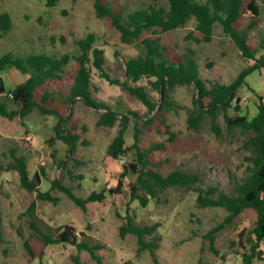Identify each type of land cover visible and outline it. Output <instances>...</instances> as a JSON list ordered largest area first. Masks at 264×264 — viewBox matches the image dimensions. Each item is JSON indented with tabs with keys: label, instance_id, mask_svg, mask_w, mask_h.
<instances>
[{
	"label": "rangeland",
	"instance_id": "obj_1",
	"mask_svg": "<svg viewBox=\"0 0 264 264\" xmlns=\"http://www.w3.org/2000/svg\"><path fill=\"white\" fill-rule=\"evenodd\" d=\"M105 1L123 17L131 10L146 8L154 2ZM157 1L167 4L166 0ZM259 6L261 14L256 25L247 32L248 42L259 49L256 56L264 53L260 44L264 37V4L259 2ZM3 11L10 14L12 28L0 37V56L6 52L20 56L46 53L56 57L67 53L69 60L60 78L53 79L48 85L50 90L63 94L68 93L73 82L77 67L75 56L81 52L76 43L78 39L94 34L93 45L104 50L106 70L114 79L125 80V61L143 51L138 41L128 45L121 42L120 33L109 21L97 17L93 0H58L50 7L46 5V0H0V12ZM247 21L246 15L242 23L246 24ZM195 27L196 20L191 18L183 26L161 33L159 37L170 58L189 54L198 65L200 78L208 85L230 83L253 62L241 54L219 24H215L210 41H200V33ZM88 60L92 96L117 111L119 118L120 115H128L129 126L124 133L126 146L133 143L134 127H137L140 146L147 147L156 142L166 145L165 149L152 152L153 169L163 174L176 168L195 172L200 176L203 187L211 185L228 194L234 192V182L230 176L240 181L252 165L247 159L250 150L245 146L251 132L243 134L237 128L228 130L221 109L216 111L215 117L219 134L211 127L209 113L201 114L197 127L191 126L187 117L189 112L198 113L194 104L196 91L193 84H177L168 90L174 102L167 117L170 131L173 132V139L169 142V134L163 129L158 130L154 124L144 123L146 118L154 116V112L149 113L142 102L128 95L119 85L109 84L101 78L91 63V54ZM0 76L7 90L26 79V75L15 68L0 71ZM131 83L146 86L149 96L158 104L160 95L149 84L147 77ZM237 94L241 97L240 112L252 115L256 110V95L246 86L241 87ZM233 106L234 101L227 109L230 116L236 113ZM9 107L17 106L10 103ZM71 108V120L77 124L76 132L88 144L78 141L68 157L66 144L64 150L61 140L48 141L53 136L55 117L42 115L37 110L24 118L7 119L0 116V264H98L86 249L79 250L65 242L45 244L42 234L55 236L64 225H70L78 232V241L101 245L95 252L104 263L152 264L148 250L138 251L135 235H119L126 207L137 224H157L156 230L146 236V240L156 238L158 248L155 255L160 264H196L198 261L201 264H242V252L250 246L247 237L256 219V213L251 208L243 210L232 222L214 233V248L218 251L214 253L209 249L205 236L222 222L227 211L222 207L200 206L196 200L197 194L186 186L166 188L150 198L146 206H142L137 200L130 199L129 186L136 181L137 174L129 172L123 179L120 193L110 194L106 191L103 201L88 202L86 210L58 188L51 192L59 197L57 203L38 200L34 193L22 188L17 172L8 169L11 148L27 156L31 176L43 168L39 187L42 191L48 190L51 180L57 178L82 198L90 193V187L83 180L86 177L93 182L96 169L108 171L115 177V170L119 171L123 164L134 161V151H128L120 159L106 156L105 145L116 133L118 121L112 127H97L95 120L101 109L88 107L80 99ZM83 127L86 129L83 130ZM30 140L33 147L29 144ZM60 159H65L62 166L58 165ZM107 185L100 184L97 190L112 186ZM144 192V189L139 190L140 194ZM32 203L34 208L29 211ZM243 230V235H240ZM259 248L262 259L254 258L253 264H264V241Z\"/></svg>",
	"mask_w": 264,
	"mask_h": 264
},
{
	"label": "trees",
	"instance_id": "obj_2",
	"mask_svg": "<svg viewBox=\"0 0 264 264\" xmlns=\"http://www.w3.org/2000/svg\"><path fill=\"white\" fill-rule=\"evenodd\" d=\"M58 0H46L47 6H54ZM162 4L157 0L150 3L146 8H138L126 13L123 17L114 11L105 0H93L95 14L99 18H106L109 23L120 33L121 42L128 45L135 41L141 44L143 51L134 57L128 58L124 63L125 80L111 78L106 70V59L104 50L94 46V34L90 33L84 38L76 41L80 53L75 56L77 67L73 75V82L67 94L53 91L48 88L50 81L60 78V73L67 64L69 56L67 53L59 57L46 53H28L20 56L12 52H6L0 56V71L6 68H15L26 75V79L16 84L12 89L7 90L3 78L0 76V116L7 119L15 117L24 118L33 110L42 115L55 117V124L52 127L53 136L49 142L58 139L67 145V157L75 150L78 141L88 144L76 132L77 124L71 120V106L80 99L86 106L96 110L101 109L95 120L97 127H112L118 121V128L109 141L106 148V155L113 159H120L128 151H134V161L122 165L121 172L117 177L114 187L91 191L85 198L79 197L67 186L55 178L51 180L48 190L39 189L41 177L44 170L41 167L39 172L29 174L27 156L18 153L16 148H11L9 154L11 160L8 169L15 170L18 174L19 184L25 190L35 194V198L43 201L57 203L59 197L52 195L55 188L62 191L68 198L86 210V204L90 201H103L105 192L110 194L120 193L123 187V179L126 175L136 173V181L130 184V199L137 200L142 206H146L150 198L155 197L160 191L173 186H186L197 194V202L202 207H222L227 211L222 222L211 228L206 234L208 247L214 253V233L222 229L226 224L240 214L246 208H251L256 213L254 226L247 237L250 242L249 248L242 252V264H253V259H262L260 244L264 241V102L260 95L256 96V113L250 115L240 112L241 97L238 90L246 86L253 91L245 81L246 76L255 70L264 68V53L256 56L259 49L248 42L247 32L254 28L261 14L259 2L264 0H166ZM248 16L246 24L242 23L245 16ZM191 18L196 20V30L200 33V41H210L215 24H219L222 31L229 35L241 54L253 62L242 69L238 76L230 83L215 82L207 84L200 78L198 65L189 54H179L169 57L165 51L167 48L161 44L159 35L174 30L186 24ZM12 28V19L8 12H0V37ZM199 40V39H198ZM264 49V37L261 43ZM89 54L91 63L98 71L101 78L109 84L119 85L128 95L137 98L142 102L149 113L154 116L146 118L145 124H154L158 130L163 129L169 134L168 141H172L173 132L170 131V124L167 122L168 112L172 109V101L168 90L177 84H193L195 88L194 104L198 113L189 112L187 121L197 127L201 114L209 113L211 127L217 134L219 127L215 122L216 111L221 109L228 130L239 129L243 134L251 132L245 146L250 150L248 160L251 166L247 175L240 181L234 182V192L225 193L216 186L203 187L200 176L195 172H186L178 168L163 174L151 167V154L155 150L165 149L164 142H156L147 147L139 145V129L134 127L133 143L126 146L124 133L129 126L127 114L120 115L111 109L107 103L96 100L91 92V67L88 66ZM141 77H147L149 84L156 89L160 95L158 104L154 102L144 85H133L131 82L138 81ZM154 77V80H151ZM234 101L233 116L227 114V109ZM13 103L17 107L10 108ZM157 120V121H156ZM23 124V122H22ZM83 130L86 128L83 127ZM30 144V142H29ZM31 145V144H30ZM65 159H60L58 165L62 166ZM144 189L143 194L139 193ZM34 203L29 211L33 210ZM124 222L119 226V235L122 237L127 233L136 236L138 251L148 250L152 264H160L155 249L158 244L156 238L146 240L151 235L157 224L139 225L135 222L128 207L125 209ZM244 230L240 232L243 235ZM74 228L70 225L61 227L55 236L42 234L45 244L48 243H69L79 250L86 249L91 257L98 264L104 263L96 254L95 249L101 245H89L84 241H78ZM245 247V246H243ZM196 264H201L198 261Z\"/></svg>",
	"mask_w": 264,
	"mask_h": 264
},
{
	"label": "crops",
	"instance_id": "obj_3",
	"mask_svg": "<svg viewBox=\"0 0 264 264\" xmlns=\"http://www.w3.org/2000/svg\"><path fill=\"white\" fill-rule=\"evenodd\" d=\"M245 81L248 83L249 87L253 90L251 92L253 94L260 95L262 97V99H263V102H264V68H261L260 70H255L252 73H250L248 76H246ZM255 107H256V105H255ZM255 113H256V110L253 112L252 115H254ZM55 122H56V120H55ZM27 138L28 137H26V139ZM29 142L31 144V147H33V144L31 142V140ZM108 143L109 142H107V144L105 145V152H106V148H107ZM63 145L61 147H62V149L65 150V143H63ZM106 156H108V155H106ZM108 157H110V156H108ZM120 172H121V170H119V171L115 170L114 173H116V176L113 177L112 173H110L108 171L107 172H104V171L102 172L100 169H96L95 176H93V179H94L93 182H89L87 180L88 178H86V177L84 178L83 181H84L85 185H88L90 187V192L93 191V190L99 191V190H97V188H98V186L100 184L107 183L108 184L107 186L112 185V186H109V187L115 186V184L117 182V177H118ZM41 184H42V177H41V182H40L39 187L41 186ZM50 185H51V182H50Z\"/></svg>",
	"mask_w": 264,
	"mask_h": 264
},
{
	"label": "built area",
	"instance_id": "obj_4",
	"mask_svg": "<svg viewBox=\"0 0 264 264\" xmlns=\"http://www.w3.org/2000/svg\"><path fill=\"white\" fill-rule=\"evenodd\" d=\"M121 162H123V161L121 160Z\"/></svg>",
	"mask_w": 264,
	"mask_h": 264
}]
</instances>
